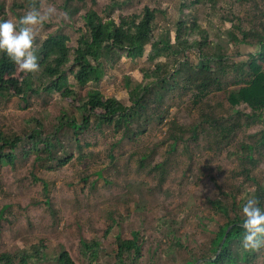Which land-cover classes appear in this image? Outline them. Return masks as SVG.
Wrapping results in <instances>:
<instances>
[{
    "label": "rangeland",
    "instance_id": "obj_1",
    "mask_svg": "<svg viewBox=\"0 0 264 264\" xmlns=\"http://www.w3.org/2000/svg\"><path fill=\"white\" fill-rule=\"evenodd\" d=\"M95 1L93 5L92 0H85L83 10L71 16L65 6L73 9L74 4L68 0H42L41 11L54 5L56 12L35 26L34 50L51 33L68 35L69 46H75L80 36L78 29L84 27L83 14L92 5L100 15L114 18L119 13H139L145 6L163 8L167 13L158 15V22L172 29L173 21L183 15L179 12L181 0ZM230 1L234 4L226 5L222 14L227 11L226 14L242 18L255 4ZM256 1L264 5L263 0ZM12 3L13 0H0V19H18L16 13L22 10L13 11ZM195 13L210 30L211 39L231 27L230 23L221 21L220 11L212 12L209 4H199ZM172 38L174 43V33ZM228 51L235 60H249L247 53L252 52L237 46H229ZM148 52L137 60L123 57L115 68L108 69L99 86L104 95L131 105L124 87L125 77L141 80L140 71L147 66ZM239 52L241 56L237 58ZM189 58L197 64V50H192ZM69 81L73 82V77ZM89 88L93 86L83 89L77 86L83 95ZM181 93H170L163 97V102L158 100L154 104L153 121L144 132L140 124L132 126L127 134L123 125L117 129L115 125L99 124L93 119L92 125L78 135L80 142L76 141L72 130L63 132L57 137L59 142L56 141L50 157L46 155L49 158L42 160L36 159V153L27 155V143H20L13 150L14 164L0 166V253L5 250L15 253L43 239L47 255L52 254V248L59 251L63 247L74 261L85 264L80 257L81 239L100 238L102 246L112 252L118 234L130 238L136 230L140 232L142 243L139 264H187L185 259L190 251L196 256L208 251L219 223L225 221V217L215 211L211 200L230 199L225 192L238 193L245 187H253L245 174L237 173L243 167L253 166L243 159L248 151L240 149V144L260 140L264 134V118L248 123L242 120L243 127L236 131L231 144L218 149L215 129L205 119L211 112L232 114L225 95L211 92L195 106L192 93ZM71 108L70 101L63 100L60 92L31 97L27 102L17 97L9 101L0 98V128L12 135L25 136L31 128L26 120L34 116L43 119V131L47 134L52 131L56 116L63 110L70 114ZM201 117L205 121L201 124L203 131L194 138L193 125L199 123ZM172 132L184 137L173 143L168 137ZM237 150L239 155L231 154ZM69 155L71 160L60 166L59 160ZM254 157L257 163L251 173L262 179L264 148L261 153L256 151ZM114 213L126 219L119 220L112 231L105 234ZM162 216L178 223L170 220L161 225ZM170 228H176L182 244L175 248L174 259L164 251L170 245L167 236ZM106 258L102 256L94 264H108ZM195 264H203V261ZM243 264H264V247L254 261Z\"/></svg>",
    "mask_w": 264,
    "mask_h": 264
},
{
    "label": "trees",
    "instance_id": "obj_2",
    "mask_svg": "<svg viewBox=\"0 0 264 264\" xmlns=\"http://www.w3.org/2000/svg\"><path fill=\"white\" fill-rule=\"evenodd\" d=\"M68 2L74 4L73 9L67 7V4L65 6L71 16L79 14L85 6V0ZM237 2L243 5L255 4L242 18L226 14L227 11L222 14L226 5L230 7L234 4L230 0H181L179 12L183 15L173 21L172 29L158 22V15H166V9L145 6L139 13H119L114 18L111 15H100L93 9L96 1L92 0L93 5L83 14L85 23L83 28L78 29L80 36L75 46H69L68 35L51 33L35 49L38 71L25 74L0 52V98L9 101L17 97L27 102L31 97L60 92L61 98L70 101L72 107L70 114L63 110L56 116L52 131L47 134L43 131V119L34 116L26 120L31 128L24 133L25 136L12 135L0 128V166L4 163L14 164L16 155L13 150L20 143H27V155L36 153V159L42 160L52 153L59 142L57 137L63 132L72 130L76 141L80 142L78 135L92 125L93 119L99 124L115 125L117 129L123 125L126 129L124 133L127 134L132 126L140 124L144 126L141 130L144 132L153 121L155 103L158 100L163 102V97L178 91L192 93L195 106L207 99L211 92L223 93L232 114L211 112L205 121L215 129L216 148L222 149L231 144L236 131L243 127L242 120L248 123L264 118V5L256 0H235ZM202 3L209 4L212 12L220 11L221 21L230 23L231 27L211 39L210 30L203 26L199 15L195 13ZM41 5L42 0H13L12 10H22L16 13L19 18L29 8L40 9ZM172 33L175 34L174 43ZM229 46L250 49L252 52L247 53L249 60H235L228 51ZM147 50V66L140 71L141 80L134 81L125 77L124 87L131 105L126 106L117 97L105 96L99 86L107 70L115 68L123 57L141 59ZM192 50H197V64L189 58ZM240 53L236 55L237 58L241 56ZM161 58L169 60L160 61ZM70 77H73V82L69 81ZM227 78L230 81H225ZM77 86L81 89L89 86L93 88H89L83 95ZM205 121L201 117L200 122L193 125L194 138L203 131L201 124ZM51 135L56 137L55 141ZM168 137L176 143L184 136L172 132ZM263 148L264 134L255 143L240 144V149L248 151L243 159L253 166L243 167L237 173L245 174L253 187L243 188L238 192L240 195L225 192L226 196H230L228 200H211L213 208L225 217V221L219 223L209 250L201 256L190 251L189 257L185 259L187 264H195L198 260H202L203 264H243L251 263L258 257L261 247L253 250L242 246L244 229L241 227V206L250 195L258 198L261 206H264V177L259 179L251 173L257 163L254 153H261ZM231 154L239 155V150ZM71 158V155L66 156L58 164L63 166ZM167 217H160L159 223L165 225L170 220L178 223ZM111 219L105 234L126 217L114 213ZM177 235L176 228L168 230L167 236L171 241L164 251L171 259L177 253L174 252L175 248L182 245ZM140 239L138 230L130 238L118 234L116 247L110 252L102 246L100 238H84L79 245L80 257L85 264H94L102 256L108 258L105 260L108 264H139L142 259ZM45 250L44 240L40 239L30 247L19 248L15 253L7 250L1 252L0 264H43L46 261L78 264L63 247L59 251L52 248L51 255H47Z\"/></svg>",
    "mask_w": 264,
    "mask_h": 264
},
{
    "label": "clouds",
    "instance_id": "obj_3",
    "mask_svg": "<svg viewBox=\"0 0 264 264\" xmlns=\"http://www.w3.org/2000/svg\"><path fill=\"white\" fill-rule=\"evenodd\" d=\"M56 9L49 5L41 11L29 8L16 21L0 19V52H2L23 73L39 70L38 57L33 48L35 26L48 20ZM244 229L242 246L244 249L264 247V206L254 195L248 196L242 206Z\"/></svg>",
    "mask_w": 264,
    "mask_h": 264
},
{
    "label": "water",
    "instance_id": "obj_4",
    "mask_svg": "<svg viewBox=\"0 0 264 264\" xmlns=\"http://www.w3.org/2000/svg\"><path fill=\"white\" fill-rule=\"evenodd\" d=\"M226 236H227V234L225 235L224 240H225Z\"/></svg>",
    "mask_w": 264,
    "mask_h": 264
}]
</instances>
